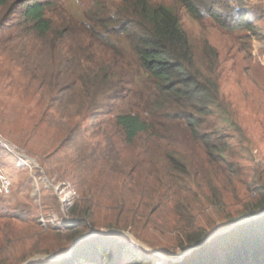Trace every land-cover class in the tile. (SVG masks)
Masks as SVG:
<instances>
[{
  "label": "trees",
  "instance_id": "trees-1",
  "mask_svg": "<svg viewBox=\"0 0 264 264\" xmlns=\"http://www.w3.org/2000/svg\"><path fill=\"white\" fill-rule=\"evenodd\" d=\"M170 1L200 25L239 34L246 45L264 42L262 0ZM65 2L0 0V56L39 81L40 95L26 82L22 90L49 133L41 155L86 199L69 210L78 222L66 226L63 248L100 231L92 200H101L124 207L104 228L171 259L199 249L172 263L108 235L81 242L69 258L32 264H264V216L204 244L264 211V164L251 167V140L222 92L217 48L192 37L162 2L89 0L81 18ZM259 66L244 71L264 93ZM204 210L210 216L198 225ZM144 232L171 245L149 244ZM40 241L18 261L50 254Z\"/></svg>",
  "mask_w": 264,
  "mask_h": 264
},
{
  "label": "rangeland",
  "instance_id": "rangeland-1",
  "mask_svg": "<svg viewBox=\"0 0 264 264\" xmlns=\"http://www.w3.org/2000/svg\"><path fill=\"white\" fill-rule=\"evenodd\" d=\"M153 1L162 2L176 10L183 28L192 37L199 42L206 39L217 48L223 62L222 92L237 108V117L251 140V167L258 163L264 164V93L244 71L248 67L258 72L259 65H264V42L257 37L251 45H246L239 34L223 31L209 21L200 25L183 7L174 5L170 0ZM65 3L74 16L81 18L89 0H66ZM246 3L256 6L260 2L246 0ZM261 27L264 31V25ZM30 76L11 63L7 56H0V166L12 181L11 192L0 196V264H24L36 256L18 261L31 252L38 238L51 251L50 254L37 255L67 254L72 246L63 248L69 242L66 226L78 222L76 218L70 217L69 210L76 202L82 204L86 200L78 195L75 183L63 178L62 173L54 170L41 155L48 148L49 133L46 125L40 121L38 112L41 109L29 101H23L25 93L22 86L25 82L32 93L40 95L39 81H31ZM47 101L49 98L44 103ZM16 110L19 111L18 118L12 120ZM4 111H8V114ZM36 125H41L37 138L32 133ZM253 198L251 191L245 194L246 200ZM132 201L137 203L136 200ZM92 202L97 207L99 232L108 231L103 225L107 223L106 220L111 221L115 217L112 215L119 212L122 205L114 206L109 201L101 200ZM233 205L236 210L242 211L240 202ZM209 216L210 213L204 210L198 216L197 224H203ZM142 237L162 250L164 246L171 245L169 237H152L148 232H144Z\"/></svg>",
  "mask_w": 264,
  "mask_h": 264
},
{
  "label": "water",
  "instance_id": "water-1",
  "mask_svg": "<svg viewBox=\"0 0 264 264\" xmlns=\"http://www.w3.org/2000/svg\"><path fill=\"white\" fill-rule=\"evenodd\" d=\"M264 216V211L243 221H240L238 223H236L235 225L231 226L230 228L226 229V230H221L220 232H217L216 234L211 235L205 242L204 244L209 243L211 240L217 238L218 236L224 235L227 232H230L231 230H234L236 228H238L240 225L249 222V221H253V220H257L261 217ZM108 235H120L122 237H124L127 241H129L132 246H136L139 249H142L154 256L159 257L161 260L166 261V262H172V263H177V262H181L186 256H188L189 254L193 253L195 250L199 249V246L195 247V248H191L188 249L186 251L183 252V254L177 258V259H171L168 258L167 256L153 250L152 248L148 247L147 245H145L144 243H142L141 241H139L134 235H132L129 232H125V231H121V230H108V231H101V232H96V231H92L91 234L89 235H85L82 237L77 238L74 243L72 244L71 249L69 250V252L63 256H51V255H36L33 258L29 259L28 261H26L24 264H32L34 262L40 261V260H44V261H51V262H57V261H61L63 259L69 258L73 255L76 247L83 241H86L88 239H91L93 237H103V236H108Z\"/></svg>",
  "mask_w": 264,
  "mask_h": 264
},
{
  "label": "built area",
  "instance_id": "built-area-1",
  "mask_svg": "<svg viewBox=\"0 0 264 264\" xmlns=\"http://www.w3.org/2000/svg\"><path fill=\"white\" fill-rule=\"evenodd\" d=\"M4 146L6 147V145ZM258 162L259 160L256 159V163ZM11 189H12V181L7 176L5 170H3L2 167L0 166V196L8 195L11 192ZM255 195H256L255 192H252V196H255Z\"/></svg>",
  "mask_w": 264,
  "mask_h": 264
}]
</instances>
